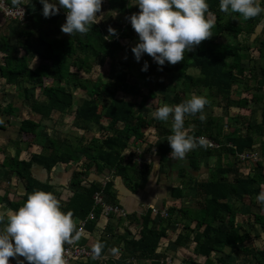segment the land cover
<instances>
[{"label": "trees", "instance_id": "obj_1", "mask_svg": "<svg viewBox=\"0 0 264 264\" xmlns=\"http://www.w3.org/2000/svg\"><path fill=\"white\" fill-rule=\"evenodd\" d=\"M119 2L122 12L130 17L133 14V11L129 10L130 0H119ZM219 2L220 0H207L210 12L215 15V27L212 29L211 39L203 41L192 52L185 53L184 61L174 66L166 62L162 70L152 57L147 54L142 55V65L137 79L131 81L129 68L135 65V56L134 59L116 57V53L125 48L121 39L132 35L130 20L126 25L129 32L123 30L125 26L118 29L117 35L109 39H105L108 36L98 28L101 26L97 24L92 25V31L86 35L77 33L64 36L61 35L59 25L61 19L66 17L62 8L59 14L45 18L42 15L43 6L40 0H27V8L31 13L29 20L32 21L27 22L26 28L20 30L18 34V38L23 36L24 41L16 45L9 42V37L2 36L0 40L1 76L5 78L6 83L16 87L25 108L41 115L40 121L23 117L19 124L20 133L25 138H44L45 120L53 118L56 113L69 112L78 100L75 92L67 87L74 85L84 90L87 95L75 109L74 123L84 129H87L90 123H95L99 125L100 134L93 135L87 140L79 137L75 143L68 139L49 136L45 137L44 151L33 153L29 159H20L19 152L15 157L5 156L3 166L7 168L6 176L15 173L26 187V191L20 195L18 201L7 199L9 206L14 211L18 210L26 201L27 195L35 190L52 192L53 183L37 178L32 170L34 165H39L50 172L59 163L73 164L77 167L69 183L72 195L61 205V208L62 211L71 210L74 213L77 227L79 221L86 219L89 213L94 211L96 219L87 220L85 223L86 230L93 231L103 213V208L95 204L94 194L103 189L108 202L119 203L113 191V182L107 181L104 187L101 182H90L85 185V176L90 172L91 166L95 165L99 171L104 169L115 171L126 179L130 189L134 191L139 189L150 171V165L137 163L132 158L128 159L124 151L136 140L143 139L150 126L156 128L159 137L171 133L169 122L157 121L149 117L145 110L147 107H155L156 98L161 96L160 92H173L169 99H165L163 95L162 101L175 106L190 98L187 93L192 84L200 85L210 90L209 96H217L221 99L220 102L224 104L227 113L228 108L234 104L231 96L235 81L240 80L244 73L242 60L252 47L250 43L242 42L239 36L243 32L254 31L256 24L255 18L243 21L237 14L229 15L221 12ZM135 10L140 11L139 7ZM43 24L48 26L44 32L40 31L37 43L33 45L31 43L33 40H30V28L35 25L38 28ZM133 47H129L128 50H132ZM19 48L22 49V53H15ZM90 51L94 54L93 58L89 54ZM37 56L41 61L36 66H32V60ZM92 61L99 65L109 63L106 80L91 81L82 77V71L89 70L93 65ZM145 61L148 70L141 71ZM190 68L198 69L197 77L190 74ZM262 70L264 74V66ZM173 73H176V79L167 80V77ZM31 89H39L46 98L40 100L31 94ZM0 111L13 116L18 109L8 103L0 108ZM190 118L195 123L201 122L199 114L186 116L185 129L190 135L197 136L204 133L221 142V138L213 136L211 130L216 129L222 118L209 116L206 122H202L203 127L196 130H190ZM212 125L214 126L210 128ZM259 127L264 128V110ZM3 128H5L4 124H0V129ZM227 138L232 146L224 145L213 150L207 148V151L210 153L214 150L219 153L226 151L234 155L236 161L214 167L207 179L196 183L195 208L170 206L168 217L163 218L154 215L149 207L144 213L133 218L138 230L132 237L115 233L109 223L95 242V244L97 242L104 244L100 260L88 259L82 261V264H135L139 259H149L152 264H164L153 258L162 240L168 236L170 227L175 223L183 224L175 244L183 247L187 242L192 241L194 252L205 258L203 263L190 259L191 264H237L228 258L238 252L255 264H264V247L253 244L251 231L238 219L239 215L253 216V221L262 228L264 241V210H262L264 205L256 201L257 195L264 189V159L260 153L261 159L248 162L251 167L250 172L244 174L245 176L241 175L239 166L241 159L238 153L246 148H255V137L248 131L245 135L233 133ZM261 150L264 153V142ZM196 151V149L191 151V154L194 155ZM75 152H80L82 155H76ZM170 152L168 142L159 146L161 162L170 160ZM129 161L131 163L128 164ZM188 162L187 167L181 170L180 177L184 174L188 177L190 166L195 167L197 164L196 158ZM173 191L174 197H183L182 187H174ZM230 196H233L235 201L230 202ZM1 200L0 196V202ZM242 202L256 205L258 211H252V208L248 212L243 211L242 206L238 204ZM80 242L85 244L83 239ZM94 245L88 246L93 248ZM114 249L117 253L107 259V254ZM213 254H216V259H213ZM20 258L23 264H28L26 260ZM12 259L9 264H18L17 259Z\"/></svg>", "mask_w": 264, "mask_h": 264}, {"label": "crops", "instance_id": "obj_2", "mask_svg": "<svg viewBox=\"0 0 264 264\" xmlns=\"http://www.w3.org/2000/svg\"><path fill=\"white\" fill-rule=\"evenodd\" d=\"M259 2L261 6L264 7V0H259ZM15 23V21H11L4 17L0 12V40L2 39V36H5L9 37V42L11 44H16L10 40L13 34L11 30ZM254 23L256 24V28L254 31L250 33L243 32L239 36V39L242 42L250 43L252 47L248 51L246 57L242 60L244 73L241 76L240 80L235 81V84L233 86V94L231 96V98L234 100V104H232L228 108V112L226 113L224 104L220 102L221 99H219V97L209 96L210 90L206 87L192 84L187 95L189 97L192 94L206 96L210 101V104L205 107V113L207 117L213 116L219 119L222 118V120H219V122L217 120L218 124L216 126V129L214 128L211 130L213 136L220 137L221 142L223 143H231V141H229L227 138L228 135H231L233 133L245 135L248 131H250L255 137L256 147L246 148L245 150H257L261 153L264 159V153L261 150L262 143L264 142V128L259 127L262 119V112L264 110V74L262 70L264 66V13L256 17ZM190 74L197 77L198 69H192V72H190ZM171 76L167 77V80L172 81L176 79V77L174 79L171 78ZM4 81L6 82L5 78L0 74V87ZM7 86L11 87V84L8 83ZM11 88L16 87L12 85ZM160 93V98H156L155 107H147L145 109L149 117H152L151 113L158 108V105L161 106L163 104H166L164 103V101H162L163 95H165V99H169L173 95V92L169 91ZM5 96L10 97V95H7L0 88V99L5 98ZM36 96L40 100L46 98V96L42 93ZM13 97L16 100L20 99L21 96L18 92L17 94L15 93ZM82 100L83 97L78 96V100L74 104V107L71 108L69 112L64 113L70 114L73 117V123L67 122V126L73 127L74 129L78 130L79 133H75L77 135H70V133L67 132L64 134L59 133L57 130H55L54 127H51L49 125V121L55 118L54 115L53 118L45 120L44 123L46 127L43 130L44 138L41 137L40 139H33L31 137L25 138L22 133H19V130L14 133L13 131L11 132V129L8 128L11 126L8 124L9 119L8 121H6V123H2L4 124V127L6 125L7 126L3 129H0V145L3 148V150L2 148L0 149V196L2 197L0 205H4L9 208L10 206L6 201H18L20 199V195H22L26 191V187L25 189L20 187V183L22 182L24 184V182L20 180L15 173L9 177L6 176L5 172L7 171V168L3 166L5 156L15 157L17 152H19L20 159H29L33 153L40 152L41 150L44 151L45 148L43 144L45 141V137L49 136L53 138L68 139L72 141V143L77 142V139L79 137H84L86 138L85 140H87L93 135L99 136V125L90 123L89 125L95 124L97 126V129L95 130L96 132H92V135L90 137H86L88 135H85V132H88L89 126L87 129H84L80 128L79 125H76L74 123L75 109L78 105L81 104ZM246 101L247 103L245 104ZM12 105H14L16 109H18L16 115H5L10 117L19 116L21 107H23V105L21 104V102H17L16 104ZM27 110L30 111V114L32 113V116H34H30L29 118L35 121L41 120V115L29 109ZM3 116L4 113L0 111V118L3 119ZM169 123L171 124L170 120ZM213 126L214 125H212L210 128H212ZM202 127V122L195 123V121L190 118V130H196L197 128ZM248 128L250 129L248 130ZM260 129L262 130L260 131ZM15 133L16 135L13 136ZM170 134L159 137L156 128L150 126L146 130L143 139L136 140L125 149L124 155L128 157V159H133L134 155L140 153V157L142 158V162L140 164L150 165V171L144 178L141 186L137 191L130 189L129 185H127L126 183V179L116 174L115 171H111L108 169L99 171L95 165L91 166L90 172L85 176V185L89 184L90 182H101V184H103L102 186H104L107 181L113 182V191L116 195V201L117 203L122 205V207L126 208V210L128 211V217L123 218L119 217L118 215L107 216L102 213L98 220L96 228L93 231L86 230L83 233L81 239H83L85 244L94 245L102 235V233L105 231V228L109 223H111V226L113 227V231L115 233H123L127 237H132L137 233L138 230L133 218L144 213L149 207H159L166 209H168L170 206H176L178 208H195L196 183L199 180L207 179L213 171L214 167H217L221 164L227 165L236 161L235 156L226 153V151L219 153L214 150L212 153H210L207 151V148L198 147L196 149V153L194 155H192L191 152L190 154L188 153L185 160L177 161L170 159L168 162H161L158 149L160 145H165V143L167 142V137ZM3 139H9L10 141L6 143L5 141H3ZM1 150L4 152H2ZM134 152L136 153L134 154ZM75 154L82 155L80 152H75ZM195 158L197 164L195 165V167L190 166V169H188L190 173L189 176L186 177V175L184 174L183 177H180V174L182 173L181 170L187 167L189 163L188 161H191ZM241 162L239 165L241 175H247L251 170V167L248 163L249 161H243L242 163ZM129 163L131 162L129 161L128 164ZM76 167L77 166L73 164L59 163L50 172L39 165H34L32 167V170L37 178L53 183L54 188L52 190V193L57 197V199L61 201V205H63V203L67 201V199L72 195V189L70 188L69 183L73 171ZM178 186L182 187L183 189L182 198L174 197L175 192L173 191V189L174 187ZM230 197H232L235 201V198L233 196ZM238 204L242 206L241 203ZM10 209L12 208L10 207ZM182 226V223H175L170 227L169 234L162 240V243L153 258L154 260H159L161 262L162 258L171 257L174 263L185 264L183 261L190 263V259L195 258L188 249V247L190 246L189 243L193 244L194 247V243L192 241L187 242L183 247L175 244V239L177 237V234L182 231ZM116 253L117 251L114 249V251H112L110 254H107L106 258L108 259L114 257ZM20 259L24 258L21 257ZM135 264H152V261L149 259H139L136 260Z\"/></svg>", "mask_w": 264, "mask_h": 264}, {"label": "clouds", "instance_id": "obj_3", "mask_svg": "<svg viewBox=\"0 0 264 264\" xmlns=\"http://www.w3.org/2000/svg\"><path fill=\"white\" fill-rule=\"evenodd\" d=\"M21 8L23 0H11ZM45 18L65 10L66 22L61 25L64 34L86 35L92 31V25L100 22L103 0H40ZM138 13L128 19L139 37L132 48L137 60L147 54L159 65H176L184 61L185 53L192 52L203 41L213 37L215 15L210 12L207 0H136ZM22 10V8H21ZM219 10L225 14H237L243 21L254 19L264 13L259 0H220ZM110 36L117 30L109 26ZM145 61L141 71H147ZM210 104L203 95L192 94L183 102L170 106L163 104L151 113L161 122L171 120V134L167 142L171 148L170 159L182 161L187 154L198 147L206 148L209 141L201 136L190 135L185 129L186 116H196L206 122L205 107ZM3 119L0 118V124ZM264 205V189L256 197ZM264 210V209H262ZM0 264H9V258H15L18 264L23 257L28 264H67L64 258L65 245L74 244L80 239V230L74 219V213L62 211L61 201L52 192L35 190L27 195L24 204L18 210L0 205ZM104 244L97 242L92 248L91 258H101Z\"/></svg>", "mask_w": 264, "mask_h": 264}, {"label": "rangeland", "instance_id": "obj_4", "mask_svg": "<svg viewBox=\"0 0 264 264\" xmlns=\"http://www.w3.org/2000/svg\"><path fill=\"white\" fill-rule=\"evenodd\" d=\"M49 2H53V0H49ZM55 2L58 5L57 0H55ZM135 4H136V0H130V2H129V10L130 11L132 10L133 13H138V11L135 10L136 7H138V5H135ZM97 15L98 16L101 15L100 17H98L100 22L97 23V25H100L101 27H98V28L102 29L103 32L105 33V35H107V36H109V33H108L109 26H111L112 28H114V29H116L118 31V29L123 28L124 25H127L128 22H129V19H128L129 15L127 13L122 12V10L120 9L119 0H103L101 13H98ZM29 21H32V20L28 19L27 22L29 23ZM27 22L23 23V24L19 23V22L18 23L16 22L15 25L12 27L11 31H12L13 34H12L10 40L13 43H16V45H18L22 41H24L23 36H19V38H18V34H19L20 30L26 28V25L28 24ZM65 22H66V17L61 19V21L59 22L60 23L59 25L61 26ZM47 26L48 25L43 24L41 26H38V28L36 27V25L33 28H30V30H31L30 31L31 32L30 40H33V41H31V43L33 45H35L37 43V40H38L37 38H38V36L40 34V31L42 30V32H44L45 29L47 28ZM124 29H126V31L129 32L127 26L125 28H123V30ZM131 33H132L131 36H128L127 38L121 39V43H122V45H125V48L122 49V50H119L116 53L117 59H120V58L134 59V57H133L134 54H133L132 50L128 51V48L129 47H133L134 45H136L139 42V37H138L137 33L134 31V29H133V31ZM61 35L66 36L67 34L61 33ZM15 51H16L15 53H19V54L22 53V49H20V48L18 50H15ZM89 54H90V56L92 58L94 57L93 56L94 54H93L92 51H90ZM0 58H1V55H0ZM40 61H41L40 57L37 56L35 59L32 60V66H36L38 63H40ZM92 62H93V65H92L91 68H89V70L88 69L87 70L84 69V71H82V73H81L82 77L88 78V80H91V81H95L97 79L106 80L107 79V74L109 72V63H106L105 65H99L95 61H92ZM141 65H142V57L139 60V62H137V60L135 58V65L129 68V74H130V80L131 81H135L137 79V75L139 73V69L141 68ZM192 69L193 70H197L196 68H192ZM192 69H190L189 72H192ZM172 75L173 76H171V78L175 79L176 73H173ZM7 84L8 83H6L4 81L0 88L7 95H10V97L5 96V98L0 99V104H1L0 108L6 106L8 103L16 104L17 102H21V104L23 105V100L21 99V97H20V99H16V100L13 97V95H15V93L17 94L19 91L16 88H11L12 84H11V87L7 86ZM67 87L72 92H75L79 97L80 96H82V97H86L87 96L86 93L84 92V90H82L80 88H77L74 85H68ZM30 92L34 96L40 94V90L39 89H31ZM27 109L28 108H25L24 105H23V107H21V111L19 113V116H15V117H10V116H7V115L4 114L3 123L4 122L6 123V121H8V119H9L8 124L11 125V126L8 127V128L11 129V132L13 131V133H14L17 130H19L18 126H19V123H20V120H21L20 118L32 116V113L30 114L29 113L30 111H28ZM32 117H34V116H32ZM54 117L55 118H53V120L49 121V125L51 127H54L55 130H57L59 133H63L64 134V133L67 132V133H70V135H77L79 133V131L74 129L73 127L67 126V122L73 123V117L70 114L56 113V114H54ZM96 129H97V126L95 124L89 125L88 132H85V135H88L86 137H90L92 135V132H96L95 131ZM0 133H1V131H0ZM75 133H77V134H75ZM15 135H16V133L13 136H15ZM3 141L8 143V141H10V140L9 139H5V140L3 139ZM0 147H1V145H0ZM2 150H3V148H2ZM2 152H4V151H2ZM229 201L233 202L234 199L232 197H230ZM6 202L8 203V201H6ZM241 204H242L243 211H245V212L250 211V207L252 208V211H258L256 205H249L248 203H245V202H242ZM238 219L240 220V222H242L244 224L245 228H247L248 230L251 231L252 236L254 238L253 244H255V245H257L258 247H261V248L264 247L262 228H261L260 224L255 223L253 221V216L250 217L248 215H246V216L239 215ZM2 227L3 226L0 225V228H2ZM258 235H260V236H258ZM189 245L190 246L188 247V249L191 252V254L195 257L194 259L198 260L201 263H203L205 261V258L196 255V253L194 254L193 244L189 243ZM212 257H213V259H216V254H213ZM228 259L233 261V262H235V263H237V264H255L253 261L245 258L241 254V252H238V254L237 253L233 254ZM11 260L12 259L9 258V261H11ZM183 262L185 264H191V263L186 262V261H183Z\"/></svg>", "mask_w": 264, "mask_h": 264}, {"label": "built area", "instance_id": "obj_5", "mask_svg": "<svg viewBox=\"0 0 264 264\" xmlns=\"http://www.w3.org/2000/svg\"><path fill=\"white\" fill-rule=\"evenodd\" d=\"M21 8H22V10H21ZM21 8L15 7L12 4V2L9 0H0V12H1V14L11 21H15L17 23L19 22V23L23 24V23H26L28 21L29 17L31 16V13L28 11V8H27V1L26 0H23V4L21 5ZM125 26L126 25H124V27ZM201 136L205 137L209 141L208 146L206 148L215 149V148H220L224 145L232 146V143L219 142V141H217V140H215V139H213V138H211L205 134H200L196 137H201ZM136 152H134V154ZM238 157L242 161H249V162L250 161L256 162L259 159H261L260 152L257 150H253V149H251V150L247 149V150H244V151L238 153ZM133 159L138 163L142 162V158L140 157V153L134 155ZM94 201H95L96 205H99L103 208V213L107 216L118 215L119 217H123V218L128 217V211L126 210V208L120 206L119 204H114V203L108 202L106 200V196H105L103 189L97 191L94 194ZM151 209H152V212L154 215H159L163 218H166L169 215L168 209H166V208L151 207ZM93 219H96V215H95L94 211H91L86 219H83V220L78 222L79 223L78 230H80V239L74 244H66L65 245L64 258L67 261V264H82V261L92 259L91 258L92 248L86 244L81 243L80 241H81V237H82L83 233L86 231V225H85L86 221L87 220H93ZM98 260H100V258L96 259L94 261H98ZM161 263L176 264V263H174V261L171 257L162 258Z\"/></svg>", "mask_w": 264, "mask_h": 264}, {"label": "water", "instance_id": "obj_6", "mask_svg": "<svg viewBox=\"0 0 264 264\" xmlns=\"http://www.w3.org/2000/svg\"><path fill=\"white\" fill-rule=\"evenodd\" d=\"M20 187L25 189V186L22 182L20 183Z\"/></svg>", "mask_w": 264, "mask_h": 264}]
</instances>
